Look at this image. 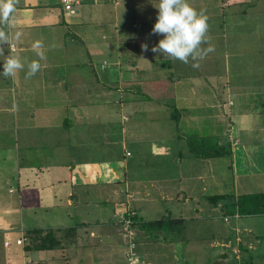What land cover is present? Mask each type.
<instances>
[{
	"label": "crops",
	"instance_id": "obj_1",
	"mask_svg": "<svg viewBox=\"0 0 264 264\" xmlns=\"http://www.w3.org/2000/svg\"><path fill=\"white\" fill-rule=\"evenodd\" d=\"M156 2L85 3L72 14L59 0H16L11 31L20 38L0 46L41 68L31 77L27 65L14 77L0 76V264H109L108 210L120 217L127 204L175 223L154 239L168 247L161 259L190 261L201 251L210 259L202 264H264V214L232 212L238 195L264 191V123L243 117L235 125L250 133L234 137L235 144L226 138V175L217 163L222 156L198 155L206 137L224 143V90L232 105L239 102L235 113L264 114V40H255L257 24L264 32V0H190L207 16L201 47H214L198 67L150 50L162 38L151 31ZM81 11L87 30L73 21L83 20ZM232 72L250 102L238 90L237 101L230 97L223 80ZM132 110L141 117L127 122ZM220 194L230 200L209 198ZM139 251L147 258L160 253Z\"/></svg>",
	"mask_w": 264,
	"mask_h": 264
},
{
	"label": "rangeland",
	"instance_id": "obj_2",
	"mask_svg": "<svg viewBox=\"0 0 264 264\" xmlns=\"http://www.w3.org/2000/svg\"><path fill=\"white\" fill-rule=\"evenodd\" d=\"M110 4H112V3H110ZM86 8H93V7L92 6L91 7L87 6ZM99 8H101V6H99ZM95 13H97V11ZM81 15H82V17H80V18L83 19V20L78 21L79 19H73V21H75L78 24L80 30H82V29L83 30H87V29L90 28V24L86 23L87 14L85 13V11H81ZM99 16H102V15H99ZM88 17H91V16H88ZM262 18H264V16L260 17L259 19L262 20ZM81 24H83V25H81ZM260 24L261 23L257 24L256 28H255V29H257L256 34H255V40L256 41H261L262 39L264 40V32L261 34V31L259 30L262 27V25H260ZM65 25H66L67 29H70L71 26L75 27L74 25H70V24L69 25L65 24ZM101 28L103 29V27H101ZM71 31L73 32V28H71ZM99 32H100V30H99ZM107 34H109V33H107ZM111 34L112 33H110L109 35H111ZM71 35L75 36L73 33ZM105 40H107V39H105ZM102 41L103 40L101 39V36H100V42H102ZM11 46H12V44H11ZM57 50H58V48H57V46H55V52ZM261 54H262V57L264 58V54L262 52H259L260 56H261ZM55 55L56 54L53 53L52 56L54 57ZM64 56L65 57H69V54H65ZM101 56H102V51L100 50L99 54L97 55V57H101ZM228 58L229 57H227V59ZM223 63L225 65V60L223 61ZM222 71H223V74L227 73L226 69H222ZM233 74L234 73L232 72L231 73L232 78L230 80L229 79L223 80L224 83H225L224 84L225 87L226 86L228 87L229 84L231 86V89H229V93L231 94L230 97H234L235 101H237V97L235 95H236V90H238L239 97L242 100H245V98H248V100L250 102L251 100H250L249 94L247 92H243L246 89H237L238 86H234V83H233V76L234 75ZM229 78H230V75H229ZM235 78H237V77H235ZM245 78H247V81L251 83L252 76L250 74L247 73ZM253 83L255 85L257 84L255 81H253ZM259 84H260L259 85L260 87L263 85L261 82ZM224 91L225 92L222 93V96H223L222 104L223 105L220 106V108L223 106L222 108H224L223 109L224 111L223 110L221 111L219 119L216 117L219 120V123L221 122L220 125L218 126V131L221 132V137L224 136V141H226V138L228 139V137H229L231 139V141L235 144L237 142V139H235L234 137H237V135L238 136L242 135V137H244L243 139H245V137L248 135V133H250L248 130H245V129L241 130L240 133L238 132V129L236 128L235 125L239 126L240 119L242 120L243 117H247V121L249 119L255 121L253 123V126H255V124H256L257 127H260L264 123V114L263 113H258L257 114V113H254L252 111L240 112L239 114L235 113L234 109H235V107H237L236 105H238L239 102L237 103L233 99L235 104L232 105V103H231L232 101L229 100L230 98H229V96H227L226 90H224ZM220 108H219V110H220ZM209 112L210 111H207V113H209ZM141 114H142V110L138 111L137 114H136V112L134 110H132L131 112L128 111V113L125 115L124 119L127 122L136 121V119L141 117ZM157 115L161 116V118H162L163 115L165 117H167V115H169V113H166V114L164 113L163 114L161 112L159 114L157 113ZM203 115H204V113H203ZM253 116H256V119H254ZM161 124H163V126H166V127H168L170 125L169 122H163ZM221 124H223V126H224L223 129L220 127ZM231 124L233 126H235L234 129L231 127ZM191 130L197 131V128H191ZM202 130H204V128H201V131ZM165 131H166L165 134H167V133L170 132V129L166 128V129H164V132ZM258 135L259 136H264V133H259ZM217 163L221 166L222 173L224 175H226V173H228V164L230 163V161L228 159V156L219 157ZM213 191H214V189H211L209 191V193H212ZM229 193H231V192H229ZM121 198H125V201L127 200L126 199V195H122ZM117 200L119 202V200H121V199H117ZM128 206H129V208H128ZM136 207L138 208L139 205L135 204V205H133L130 208V205L127 204L125 209H122L123 212L120 215V217L118 216V213L116 212V210H115L114 214H113L111 209L108 210L109 214H110V212L112 213V215H111L112 219L109 221V224H108L109 225V231L107 232V235H106V240H108V243L107 244L104 243V247L105 248H109V250H108L110 252L109 264H128L127 258L124 257L125 256L124 255V251L128 250L127 248H129V247H127V246H128V243L130 241L135 242L136 246H137L136 250H137V254L138 255H137V262H135V264H156V263H160V264H188V262L189 263L192 262V264H202V263H204V261L210 260L209 258H207V259L204 258L201 251H198L200 256L191 257L190 261L189 260H185L184 257L183 258H178V259H182L180 262L172 261L170 258H166V257L164 259H161L159 256L166 255V253H167L166 250H168V247H167V245H164V242H162V240H154V239H157V238H160V237L164 238V235L166 236V234L169 231L171 232V228H174L173 225L175 223L172 222L170 224V226H169V230L166 229L167 231L165 229H161L160 228V229L152 230L150 232H148V231L146 232L145 230H142L140 228L139 224H137L138 220L155 221V220H160V219L170 220V218H168V217L154 218V215L147 216L148 214H144V212H142V210H134L133 209V208H136ZM127 208L129 209V211H126ZM124 213H126V215H124ZM135 217H137V219H135ZM123 218L124 219L127 218V219H131L132 220L131 223L129 224V226H128V224H126L125 221L124 222L121 221ZM125 228L128 229V230H125ZM176 229L178 230V227ZM101 246H103V244H101ZM143 247L148 251V253L151 250L156 251V249L159 250L160 253L158 255L156 254V256L152 255L151 257L147 258V256L142 255L141 252L139 251ZM101 249H102V247H101ZM200 249L201 248H199V250ZM105 252H107V250H105ZM244 264H247V262H245Z\"/></svg>",
	"mask_w": 264,
	"mask_h": 264
},
{
	"label": "clouds",
	"instance_id": "obj_3",
	"mask_svg": "<svg viewBox=\"0 0 264 264\" xmlns=\"http://www.w3.org/2000/svg\"><path fill=\"white\" fill-rule=\"evenodd\" d=\"M16 0H0V26H6L9 31H0V45H7L12 39H19V32H12ZM157 14L151 29L152 33L161 35L162 38L153 44L151 51L158 53L163 58H174L184 63L192 61V67H198V59L214 47L208 44L206 48L201 45L207 43L206 32L208 29L207 16L203 11L192 7L190 0H157L154 4ZM148 50L147 44L141 45ZM32 49L40 59H44L41 51L42 43L35 40ZM0 76L14 77L18 71L24 70L27 65L26 77L35 75L41 68L38 60L31 62L22 61L19 54H5V49L0 46Z\"/></svg>",
	"mask_w": 264,
	"mask_h": 264
},
{
	"label": "trees",
	"instance_id": "obj_4",
	"mask_svg": "<svg viewBox=\"0 0 264 264\" xmlns=\"http://www.w3.org/2000/svg\"><path fill=\"white\" fill-rule=\"evenodd\" d=\"M92 3V2H91ZM215 138V137H212ZM211 137H206L202 139L198 144L200 153L198 155L200 157H216V156H231L232 150L228 143V141H224L222 145H218V141H214ZM224 139V138H223ZM230 197L229 194H220L213 195L209 198L212 201H226ZM230 200V199H229ZM233 211L237 208L240 214H264V191L262 192H253V193H243L237 196L232 201ZM137 219V217H135ZM134 219V220H135ZM136 221V220H135ZM172 220H155V221H142L138 220L137 224L140 225V228L145 231H152L156 229H167L169 230V226L172 223ZM166 230V231H167Z\"/></svg>",
	"mask_w": 264,
	"mask_h": 264
},
{
	"label": "built area",
	"instance_id": "obj_5",
	"mask_svg": "<svg viewBox=\"0 0 264 264\" xmlns=\"http://www.w3.org/2000/svg\"><path fill=\"white\" fill-rule=\"evenodd\" d=\"M59 1H60L62 8L65 10V12L73 14V13H76L77 9L80 6L84 5L85 3H91V2L92 3H102V2H109V1L115 2L116 0H59ZM12 47H13V44H12ZM124 218L121 221L123 222L125 221L126 224H128L129 226L132 220L127 219V218L124 219ZM225 219L227 220V218ZM125 230H128V229L125 228ZM22 241H23L22 238H20L18 240V243H21ZM127 247H129L127 248L128 250L125 251V257L127 258V262L128 264H135V262H137V255H138L137 250H136L137 248L136 243L130 241Z\"/></svg>",
	"mask_w": 264,
	"mask_h": 264
}]
</instances>
